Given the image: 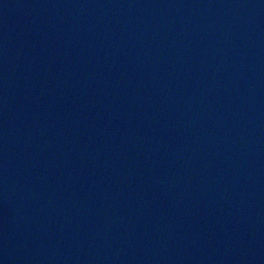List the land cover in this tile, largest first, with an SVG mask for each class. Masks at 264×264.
<instances>
[{
	"label": "water",
	"instance_id": "95a60500",
	"mask_svg": "<svg viewBox=\"0 0 264 264\" xmlns=\"http://www.w3.org/2000/svg\"><path fill=\"white\" fill-rule=\"evenodd\" d=\"M0 264H264V0H0Z\"/></svg>",
	"mask_w": 264,
	"mask_h": 264
}]
</instances>
